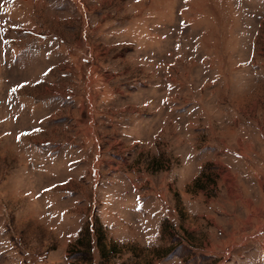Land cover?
<instances>
[{"label":"rangeland","instance_id":"1","mask_svg":"<svg viewBox=\"0 0 264 264\" xmlns=\"http://www.w3.org/2000/svg\"><path fill=\"white\" fill-rule=\"evenodd\" d=\"M0 264H264V0H0Z\"/></svg>","mask_w":264,"mask_h":264},{"label":"trees","instance_id":"2","mask_svg":"<svg viewBox=\"0 0 264 264\" xmlns=\"http://www.w3.org/2000/svg\"><path fill=\"white\" fill-rule=\"evenodd\" d=\"M99 240H100V239L98 238V240H97V241H99ZM80 241H81V239H79L77 242H78V243H80Z\"/></svg>","mask_w":264,"mask_h":264}]
</instances>
